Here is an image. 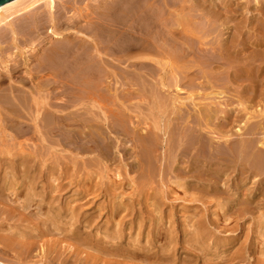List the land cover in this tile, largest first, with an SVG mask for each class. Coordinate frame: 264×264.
Instances as JSON below:
<instances>
[{
	"label": "bare ground",
	"instance_id": "obj_1",
	"mask_svg": "<svg viewBox=\"0 0 264 264\" xmlns=\"http://www.w3.org/2000/svg\"><path fill=\"white\" fill-rule=\"evenodd\" d=\"M58 1L62 2L64 0H13L0 7V56L1 58L4 56H11V58L6 61V63H10V65L7 64L6 67L4 66V72L2 70V72H0V136L4 141L9 139V142H14L15 145L18 147L20 146V148H22L21 144H23V142L21 143V139L25 138L24 143L28 144L26 140H32L34 135L35 137L39 136V139L37 138L35 141H37V148H41V151L37 150L36 152L34 151L35 153H31L29 150H33L32 146L31 149L28 150L31 154H28L26 153L28 151L25 152V144L23 147L25 150L22 148L23 150L21 149V151L17 153V151L20 150L18 149L15 151L17 154L11 149V152H14L15 155L10 154L11 152H7L6 156H11V158H9L11 164L6 165L5 159L1 161L0 264H139L140 262L143 264H200V262H203V264H229L241 260V258L244 257V249L243 247L235 248L236 243L241 238L240 234L234 236V238H231L229 241L224 239V243L215 241L216 246H212L209 243L210 239L208 238L206 230L207 226L206 228L204 227V222L199 221L196 224L191 223V217H187V226L195 229L189 232L184 231L186 237L183 242H179V234L181 231L178 229L176 223L177 214L165 216L163 208H161L157 202L153 204L154 210L153 213L150 214L148 208V211L145 208H141L142 206L137 209L136 203L138 201L135 202L133 199L132 203L119 201V197L121 196L119 190L124 189L123 185H118L116 183L110 185L106 183L108 185L100 187V189L97 187H89L88 183L93 180V175L87 172L92 166V162H88L84 160V158V162H82V172L77 169L76 160L74 161L75 168L73 172H70V170L66 168L67 166H64V161L62 162L61 157L58 158L57 153L55 162L50 159L52 157L54 159L53 153L51 154L52 157H49V152L57 150V148L61 146H66L83 155L93 154V156L95 155L101 158L103 161H106V163L110 162L112 164L115 162L117 155L121 154L125 159H133V162L131 161V163L128 164L129 170L138 171L141 178L145 172L151 174L150 179H155L157 175L163 177L164 170L161 168L163 159H161L158 153L160 151L158 147L162 145V141H159L157 136H159L160 132L165 136L168 133H172L174 131L173 129L176 131L177 128H175L176 126L173 128L174 125H172V127L171 125H167L166 129L162 131L160 127L156 126L155 128L159 133H155V136L152 135L155 138L153 139L151 136L152 132L149 135L141 131L140 126L141 123L144 122L141 121L140 123L137 121V123H135L136 121H133V119L128 116L129 112L131 111L133 113L134 110H130L131 105H126V102H130L132 99L135 100V98L139 99L140 110H142L141 105H143V102H152L151 107H154V110H157L158 113L160 108H164L169 102L167 97L170 94L166 97L165 88L170 91V89L175 87L173 86L174 84H172L174 80H176V78L174 79L175 76H173L174 80L169 79V82L167 80V83H165V81L161 83L162 87L156 86L153 83L151 84V81L149 80L150 82H148V78L144 76V70H149L152 66L150 65V67L146 69L147 67L145 64L147 63H144V59L146 61L150 59L148 65L153 61L154 63L160 64L162 60L159 57L161 56L163 59L169 60L167 63L169 67L173 61L177 63L183 62L184 65L181 67V64L180 68L183 70L185 76L183 78L181 77L183 81L179 79L181 81L180 85L185 80L187 82L188 78H192L191 81L193 82V86L189 84L188 88L187 85L185 87L187 89L190 88L189 86L196 88L194 86L197 85L194 84L196 80L194 81L195 78L192 77V74L196 71L195 68L202 67L203 65H201L202 61L199 64V62H196L197 60L195 63H191L192 61L189 58L193 55L192 51L196 50L192 47L197 46L196 48L200 49L198 46L201 47L202 44L207 45V43H196V45L193 42L194 39L192 40L190 38L191 36H196L199 32L196 33V31H192L189 24L191 21L188 23L187 21L189 19L182 16L185 9L183 7L178 8L176 5H171L170 3L172 0L171 2L168 1L166 4L165 1H162L166 8L163 7L161 0H108V2H106L107 4L104 3L106 0H103V12L100 14L101 9L96 10L97 13L95 14L98 15L99 13V15L94 17L95 20L90 15L93 20L91 19L90 21V17L88 18L90 27L86 28V26H84L87 29L84 30L78 25V22H81L82 19L77 21V18L86 16V11L84 15V10L87 9L83 10V8L79 6L83 10V14L81 13V15L79 12H76L80 10H76L75 13L73 12L74 9L72 7L74 6L70 5L72 1L68 0L71 3L66 2L69 7L68 5H60ZM173 1V3L177 2L175 0ZM184 2L186 3V0ZM74 3L73 5H75ZM99 7H102V5ZM163 8L165 9L163 10ZM94 10L95 9H93V11ZM190 11L191 10H189V12ZM89 14L90 13L87 11V15ZM189 14L191 15V13H188V15ZM175 15L176 23H172L173 21L170 22L172 16L175 17ZM164 16L170 17L171 20L169 21L167 18H164ZM192 16L189 17L192 18ZM186 22L189 24L190 29ZM88 23L89 22L85 24ZM192 43L194 44L193 46H191ZM41 45L45 46L43 52L41 53L39 50L38 53L35 52L36 54H34L32 51H35V47H42ZM238 45L236 41L229 44L224 42V44L219 45V49L221 47L220 50H224V58L227 57L226 61L228 64L225 65H228L229 68H236L240 78L239 80L244 79L246 80L245 82L252 84L250 88L256 93V91L258 92L257 89L259 85H261L260 83L264 81V76H262V71L258 70L259 73L254 71L257 58L252 59L250 62H243L241 59H238ZM22 46L23 49L20 50ZM207 48L209 49V47ZM17 50L19 52H16ZM28 53H31V56L30 54L28 55ZM156 55H159L157 58L160 60L154 57ZM19 57L21 60H18ZM32 58L36 59L37 63L33 62L36 63V65L31 68L30 64L32 63ZM114 61L119 63L116 64V66L123 65L118 67L124 68H120V70L115 68V65H113ZM127 61L131 62L129 63V68L133 67L134 71H136L134 74H131L128 69H126L128 68ZM218 61L220 60L218 59ZM12 62L15 63V65L11 64ZM209 62H204V65L205 63L208 65ZM11 65H14V68H9ZM177 67L179 68V66ZM20 68H25V74L28 76V80L35 82L36 94H38L36 97H34L35 95H33L32 91L23 90L24 88L22 86L27 84H24L27 79L25 78L26 75L22 77L21 80L18 79L15 81L16 79H13L14 71ZM168 71L172 73L173 69L172 71H170V69ZM148 72H152V70ZM153 72H158V70ZM164 72L166 73V71ZM190 73H192L191 77H187L190 76ZM153 74L152 76H148L156 79L160 72L154 74L157 75L155 77H153ZM166 74H168V72ZM193 76H195V74H193ZM261 77L263 78L262 80ZM110 79H113L115 85L119 86L117 90L114 91V94L111 93L112 90L109 88L112 82ZM156 80L157 84H159V79ZM170 80H173V82L171 83ZM7 82L8 85H5ZM176 82L178 81H175V85L178 84ZM188 83H190V81H188ZM73 84L80 85V87L76 86V88H81V90L78 88L76 93L79 94L81 91L86 101L95 100L94 102L99 103L101 106L103 103L109 102V105L111 103L110 108L108 104H105L106 107H108L107 112H103L105 116L101 115L102 117L95 122H93V120L91 121L88 115L89 118L86 117V119L81 118V115L78 117L77 115L81 112H77L79 114L73 113V115H70L71 117H65L63 115L62 119L57 117L55 113H63L64 111H57L60 107L56 105L58 109L52 112L50 108L54 107H52V105L48 106L50 103H48V97H58L63 92H61V90L65 89H68V92H70L69 88H65V86H71ZM18 85H21L23 89L18 88ZM182 85L185 84L182 83ZM29 86L30 84L28 87ZM60 86L63 88L61 90L59 89L61 92L60 94L59 92L51 93L55 92L54 89L56 90ZM111 86L113 87V85ZM31 88L33 89L34 87L32 86ZM113 88H115V86ZM72 90L70 94H66L70 96ZM65 92L67 91L63 93ZM225 93V90L224 92L210 91V93L206 91V94H203L204 96L198 99L202 101L203 98L204 102V100H210L211 96H213V98H222ZM172 94H174V92ZM72 95L75 96V93ZM225 95L227 96V94ZM247 95H249V93ZM69 98L70 97H68V99L66 98V101L69 100ZM78 98L75 100L77 101ZM166 98L168 101L165 100ZM60 99L62 100V98ZM239 100H241V97ZM70 101L71 100H69V102ZM137 101L135 102L137 103ZM192 102H194V100ZM187 103H189V100ZM170 104L173 107L175 106L174 103ZM186 104L184 103L185 106ZM213 104H215L214 101ZM71 105L70 107H72ZM74 106L72 108H74ZM62 107L63 106H61V108ZM208 107L209 108L204 107L202 109L199 106V114L196 116L197 121L195 122L193 120V127L189 125L192 123L190 121L192 119L191 116V119H189V117L186 118V116H184L186 118L184 119V117L181 116V121H183L181 126L185 125L184 123L188 125L185 129L183 128L184 130H181L182 132L179 131L180 127H178V132L181 133L179 142L175 140L178 144L177 146L175 144V146L178 147V152L173 156L171 155L172 152L169 154L172 156V163L170 166L171 173L180 171L183 174H188L195 170L192 178L200 182L203 186L206 181H212L213 184L214 182L220 183L218 177H220L221 174H224V179H229V177L235 173L238 176V181L236 180L237 187L233 186L236 187L235 189H239L240 195L237 193L229 198L231 205L228 207V212L237 211L239 215L244 217L251 216L255 214L257 209L264 208V142H259L256 138L257 131L264 127H259V130L249 127L248 129L251 130H248V132L246 128L245 131L249 137L238 136V138H234L230 133L231 130L229 132V128L227 129V125H231L234 114H236V119H240L244 113L241 114V111L237 112L235 110H230L225 113L224 119L226 122L225 120V123L222 122L224 123V125L222 124V129L224 128V141L222 142L224 144V153L221 154L222 157H219V154L215 155L216 149L219 148H215L216 145L214 146V142L212 140L210 143H207L208 140L205 142L206 134H208L206 130L208 129V125H211L210 120L213 118V107H211V105ZM88 110L91 111L90 109ZM143 110H145V108ZM94 111L92 112L94 113ZM181 112L182 111H180V113ZM136 113L138 115V112ZM140 113H142V111H140ZM94 114L95 116L98 115L96 111ZM175 114L177 115L178 113L175 112L174 115ZM185 114L186 112L183 115ZM251 116L252 118L254 117L253 114ZM260 116L264 117V113H261ZM246 117L247 121H245V126L250 122L249 117ZM176 119L177 118H175V120ZM178 121L180 122V117ZM171 123L172 122H170V124ZM172 124H174V122ZM255 127L256 125H254V128ZM171 128H173L172 132L169 131ZM61 132H65V134L68 133L69 135L66 143H63V141H61L62 138H60L61 136H58ZM112 133L115 137L111 136ZM172 135L174 136V134ZM176 136H178V133ZM176 136H174L173 139H177L178 137ZM32 141L34 142V140ZM14 143H12V145ZM174 143L172 142L171 144ZM220 144L221 143L217 144V147ZM223 144H221V146ZM3 145H1V148ZM166 145L168 144L166 143ZM9 148L10 145L8 149ZM137 149L140 150V153ZM203 150L206 152L205 154L202 153ZM199 152L204 156H199ZM216 152L219 153L218 151ZM3 154L6 153L0 152V159ZM181 155L189 159L191 163L189 166H186L185 170L180 169L179 158ZM76 156L78 157V155ZM76 156L74 157L76 158ZM64 157L67 158V156ZM84 157L86 158V156ZM69 162H71V160ZM221 163H223L224 168L221 166L223 169L221 172L217 173L218 170L216 166ZM159 164L161 166H159ZM213 166H215V169H213ZM92 167L95 169L96 166L94 165ZM109 175L111 176V174ZM147 175H144L146 179ZM178 176L180 175L178 174ZM137 178L140 179V177ZM136 179L135 182H137ZM150 179L140 182L141 185H143V189L146 185L150 186L155 183L156 179L155 181H151ZM163 179L160 180L159 178V181L161 182ZM251 184L254 186L256 184V186L252 187V189L250 187ZM139 185L138 183L137 186ZM72 186L77 187L75 188L76 191L70 195L71 197H68L70 187ZM220 186L222 189V184H220ZM141 192H139L138 189L139 194L134 193V197H141ZM102 196H105L107 200L102 205H98L96 199ZM124 213L131 215L128 221L125 220L126 216L123 215ZM183 225L185 226V224ZM256 227V244H252L251 248H249L250 252L248 253L260 255L259 263L264 264V239L262 240V238H264V215L260 218ZM146 231L148 232L146 233ZM212 237L213 236L210 238ZM218 250H222L221 253H219L220 251L218 252ZM229 252H232V254L228 255ZM222 253H224V255H222Z\"/></svg>",
	"mask_w": 264,
	"mask_h": 264
},
{
	"label": "rangeland",
	"instance_id": "obj_2",
	"mask_svg": "<svg viewBox=\"0 0 264 264\" xmlns=\"http://www.w3.org/2000/svg\"><path fill=\"white\" fill-rule=\"evenodd\" d=\"M70 1H72V4H70V5L76 7V8L72 7L74 9V11H73L74 13H75L76 10H80V11H76V12H79L81 14L84 9H87V10H84V15H85V11H86V16H87V19H86V16L83 17L84 20L86 19L85 22H84L82 17L81 18H77V21H79V19L80 20L82 19L81 22L80 21L78 22V25L84 30H87L86 28L90 27V21L92 19L91 17L94 18V17H97L99 15V13H98V15L95 14V13H97L96 10H100L101 9V12L98 11L101 14L103 12L104 3L108 2V0H106L105 2L103 0H93V1L92 0H85V1L84 0H77V2H76V0H70ZM70 1H68V0L65 1L64 0V1H62L63 3L60 2V1H58V3L60 2V5L67 6L68 4H66V2L71 3ZM162 1H165V4L168 3V1L171 2V0H167V1L166 0H161V2ZM175 1H177L178 4H177V2L173 3L174 2L173 0H172L171 3L170 2L169 3L171 5L178 6V8H182L183 7L185 10L182 13V16H185L187 19H189L187 21L188 23L191 21L189 24H190V27H191L192 31L194 30V31H196V33L199 32V33H197L196 36L194 35L193 37L192 36L190 37L192 40L194 39L193 40L194 44H196V43L197 44H199V43L201 44L202 42L207 43V45L206 44L205 45L202 44L201 47L198 46L200 49H197L196 48L197 46L192 47V48H195L196 50L192 51L193 55H191V58H189L192 61V62L190 61L191 63H195V61L197 60L196 62H199V64H200V62L202 61L201 65H203V66L195 68L196 71L195 72L193 71L194 73L192 72L193 74H195V76H193L192 73H190V76H187V77H191V74H192V77L195 78L194 81L196 80V82L194 84H197V85H194V86L196 88H198V89L192 87L193 86L192 85L193 82L191 81L192 78H188L189 80L187 79V82H186V80H185L186 77H185L184 78L185 81L182 82L185 85H182V83L180 85V82L183 81V79H181V77L183 78L185 76L184 73H183V70L180 68L181 64H182L181 67H183V65H184L183 62L177 63V62H174V61L173 62L170 61L172 64L169 67V65L167 64L168 61H169L168 59H165V58L163 59L161 56L159 57V55H156L154 57L157 60H160V59L162 60L160 64H157V63H154V61L153 62L151 61L152 63L148 65V63H150V59H147V61L145 59L143 60L144 63H147V64H145L146 67H147L146 69H148V67H150V65L152 66V67H150L151 69L144 70V76H146V78H148V82L151 81V84L153 83V84H155L156 86H159V87H162L161 83H163L164 81H165V83H167L166 82L167 80L169 82V79H173V76H175L174 79L176 78V80L173 79L174 82H173V80L172 81L170 80L171 83L173 82L172 84H174L173 86H175V87L170 89V91H168V89L165 88L166 97H167V95L170 94L169 95L170 97L168 96L167 98L169 99V102L171 100L170 103H174L175 106L173 107L169 102L167 103L168 99L166 98L165 100H167L166 103H167L168 106L165 105L164 108L163 107H162V109L160 108V111L158 113L157 110H154V107L153 108L151 107V105H152L151 103L152 102H149V101L148 102L146 101L145 103L143 102L144 107H143V105H141L142 106L141 107L142 110L139 109L140 108L139 99H136V98H135V100L132 99L130 101L131 103L129 101L126 102V105H128V106L131 105V109L130 110H134L133 113L130 111L128 116L130 118H132L133 121L135 120L136 121L135 123H137V121L140 122V123H141V121L144 122V123H141V126H140L141 131L144 134L148 133L150 135V133L152 132L151 136L152 135L155 136L154 135L155 133H159V131L156 130V128H155L156 126L160 127L162 129V131H164L166 129L167 125H171V127H172V125H174L173 128L175 126H176L175 128H177L176 131L178 133V136H176L177 133H176L175 129H173V128H171L169 131L172 132V129H173L175 132L173 131L172 133H168L165 136H163L164 134L162 132H160L159 136H157L158 140L162 141V145H160V147H158V149L160 148L159 149L160 151L158 150L159 151L158 153L161 156V159H163V162L161 160V162H162V167L161 168L164 170L163 171V177H160V175H157L156 178H155L156 179V181H155L154 178L150 179L151 178V174H149V172L148 173L145 172L144 173L145 176L147 174L149 175V176L147 175V179L148 180L150 179L151 181H155V183L150 185V186L146 185L144 187V189H145L144 190L143 189V185H141V183H140L145 178L144 175L141 178V175H140V173L138 171H135V170L130 171L128 164L131 163V161L133 162V159H131V160L125 159V158L122 157L121 154L117 155L116 160H115V162L113 164L110 163V162H107L108 163L107 164L106 161H103L101 158L96 157L95 155L93 156V154L83 155L81 153H78L77 151H73L72 149H70V148H68L66 146H61V147H58L57 150H52L51 152H49V154H50L49 157L53 153L52 155L54 156V159H53L52 156H51L52 158H50V159L55 162L56 158H57V154H58V158L61 157L62 162L64 161L63 162L64 166L66 165L67 166L66 168L68 170H70V172H73V170L75 168V162L77 163V166H78L77 169L82 172V169H83V165H82L83 163L82 162H84L83 161V158H84V160H87L88 162H92V166L95 165L97 167V168L95 167V169H94L91 166L90 169H89L90 171L88 170V172H87L88 174L93 175V180L90 183H88L89 187H93V188L97 187L98 189H100V187H104L105 185H108V184L111 185L112 183H116L118 185H123L124 189L123 190H119V192H121V196L119 197V201H124L126 203H132L133 200H135V202L138 201L136 203L137 209H139L141 206H142L141 208H145L146 210L148 208V210L150 211V214L153 213V210H154L153 204L157 202L158 205H160V207L163 208V210H164L163 212H165L164 213L165 216H171L173 214H175V215L177 214L176 215V217H177L176 223L178 225L177 226L178 229L181 231L180 234H179V238H180L179 242H183L185 237H186L185 236L186 233H184V231L185 232H189L192 229H195V228H189L187 226V223H186L187 217H191V223H195L196 224L199 221H203L204 222V227L206 228V226H207L206 230H207V233H208V238L210 239L209 243L212 246H216V242L215 241H218V242L220 241V242L224 243V239L229 241V240H231V238L233 239L234 236H237V235L240 234L241 238L236 243L235 248L243 247V249H244V257H242L241 260H237V261L229 263V264H260L259 263V258H260L259 256L260 255H256V254L248 253V252H250L249 248H251L252 244H254L256 242V239H257V233H256V228L257 227L256 226H257L258 222L260 221V218L264 215V208L257 209L255 211V214H253L251 216H246V217H244L242 215H239V213L237 211H235V212L229 211L230 213L228 212V207L231 205V203H230L231 201H230L229 198L231 196H234L237 193H238V195H240L239 189L238 190L235 189L237 187L236 183L238 181V176L235 173H233L229 177V179L226 178L228 180L227 181L226 179H224L225 178L224 174H221L220 177H218V181H220V183L219 182H217V183L214 182V184H213L212 181L211 182L206 181L207 183L204 182V186H203V185H201L200 182H198V181L194 180V178H192V175L195 173L194 172L195 170H193L192 172H190L188 174H183L180 171L171 173V167L170 166H171V163H172L171 162V160H172L171 157L178 152V147H176L178 144L176 143V141L179 142V136L181 134L180 132H178V127H180L179 131H181V130H184L186 128V126L188 125L187 123H184L185 125L181 126V124L183 123V121H181V118L184 117V116H186V118L189 117V119L192 118L190 120L192 123H190L189 125L191 127H193L194 126L193 125L194 121L195 122L197 121L196 116L199 114V106L202 109L204 107L209 108L208 107L209 105H211V107H213V109L211 108L213 110V113H212V115H213L212 117L213 118H212V120H210L211 125L209 124L208 127H207L208 129L206 130V132L208 134H206L205 142L207 140H208L207 143H210L211 140L214 142V146L216 145L215 148H219L220 149V150L216 149V151H218L219 153H217L215 151V155L219 154L218 155L219 157H222L221 154L224 153V149H223L224 148V144L222 143L224 141V128L222 129V127H223L224 123L226 122V120L224 119L225 118L224 117L225 113L229 112L230 110L231 111L235 110L237 112L241 111L242 112L241 114L244 113V115H242L240 117V119H236L237 118V117H235L236 114H234V118L231 120V125L230 124L227 125L228 126L227 129L229 128L228 129L229 132L231 130L230 133L234 136V138H238V136H240V137L241 136L242 137H249L247 135L249 127H251V129H258L259 127H262V126L264 127V117L260 116L261 113L262 114L264 113L263 112L264 111V81H262L260 83L261 85H259V87L257 89L258 92L256 91V93H254L253 89L250 88L252 86V84H250L248 82H245L246 80H244V79L243 80H239L240 78H239L238 71L236 70V68H232V67L229 68L228 65H225V64H228V62L226 61L227 57L224 58V50H220L221 47L219 49V45L220 44H224V42L229 44V43H231L233 41L234 42L236 41V43L239 44L238 48H237V49H239V52H238L239 55L237 54L238 55L237 56L238 59H241L243 62H246V61L250 62L252 59H256L257 58V62L255 64L256 68L254 69V71L256 73H259L258 70L262 71V76H264L263 75L264 74V50H263L264 49V42H262V41H264V0H186V3L184 2L185 0H183V1L182 0H180V1L179 0H175ZM73 3L75 5H73ZM76 3H79V4H76ZM163 3L164 2H162V5H163ZM182 3H185V4H182ZM85 4H87V5H85ZM98 4L102 5V7H99L100 5H98ZM165 4L163 5V7H165ZM180 4H181V7H180ZM182 5H184V6H182ZM187 5H188V7H187ZM71 6H70V8H71ZM79 6L82 7L83 10ZM68 7H69V5H68ZM98 7H99V9H98ZM90 8H91V10H90ZM165 8H163V10ZM93 9H95L94 10L95 12L93 11ZM189 10H191V11L189 12ZM87 11H88V13H90L89 15H87ZM185 11L188 12V13H191V15L190 14L188 15V13H186ZM73 12H72V14H73ZM165 12H167V11H165ZM90 15H91V17H90ZM168 16H170V15H168ZM168 16L167 17L164 16V18H167L170 21L171 19ZM189 16L190 17L192 16V18H190ZM89 17H90V21L88 20ZM175 18H176V15H175V17L172 16V20L170 22L173 21L172 23H176V19ZM94 20H95V18H94ZM86 21L89 22L88 23L89 25L85 24V23H87ZM194 21H195V23H194ZM192 22L194 23L195 27L193 26ZM188 23H187V25L189 27ZM196 25H197V27H196ZM84 26H86V28ZM190 27H189V29H190ZM194 28L198 29L199 31L195 30ZM213 28H214L215 31L213 30ZM200 30H201V32H200ZM194 44L192 43L191 46H193ZM244 45H246V46H244ZM44 47H45L44 45L42 47L37 46V47H35V51L33 50L32 52L34 54H36L35 52L38 53V51L40 50L41 53H42L43 50H44L43 49ZM207 47H209V49ZM22 49H23V46L20 47V50H22ZM205 49H207V50H205ZM199 50H201V51H199ZM16 52H19V51L17 50ZM198 52H199V54H198ZM29 54L31 56V53H28V55ZM197 54H198V56H197ZM194 55H196V56H194ZM200 55H201V57H200ZM204 55H205V57H204ZM157 57H159L160 59L157 58ZM9 58H11V56H4L2 58L0 56V63H1L0 64V72H2V71L4 72V68L6 67L7 64L10 65V63H6V61ZM203 58H205L206 61ZM218 59L220 61H218ZM18 60H21L20 57L18 58ZM33 62H36V59H33L32 63L29 62V63H31L30 64L31 68L35 67V65L37 63V62L36 63H33ZM114 62H115V64H114ZM114 62H113V65H115L114 66L115 68H118L119 70H120V68H124V67H118V66H123V65H117L116 66V64H119V63H117V61H114ZM137 62H139V61H137ZM204 62H207V63L209 62L210 65L209 64L207 65V63H205V65H206V67H205ZM4 63H5V65H4ZM127 63H128V68H126V69H128V71L131 74H134V72H136V71H134V68L133 67L129 68V65H130L129 63H131V62L127 61ZM11 64L15 65V63H13V62ZM33 64H34V66H33ZM260 64H262V65H260ZM259 65L262 66L263 68L260 67ZM13 66L11 65V66H9V68H14ZM177 66H179L180 69ZM156 68H157L158 72L154 73L153 71H157ZM164 68H165V70H164ZM171 68L173 69V71H172ZM260 68H261V70H260ZM169 69H170V71H172V73L168 71ZM151 70H152V72L154 74L159 73V72H160V74H158V76H157V75H154L152 72H148V71H151ZM161 71H162V73H161ZM164 71H166V73L168 72V74H166ZM25 72H26L25 68L17 69V71L15 70L14 74H13V79H16L15 81H17L18 79L21 80L22 77H25V75H26ZM149 73H152L153 77L157 76L156 79H159L158 80L159 84H157V80L156 79L151 78L152 74H149ZM148 75H151V76H148ZM176 75H180V76H176ZM170 77H172V78H170ZM25 78H27V79L24 82V84L25 83H27V84L22 86L24 89L21 87V85H18V88H21L23 90H30V91L33 92V95H35L34 97H36V95H38V94H36L37 91H36V88H35V85H34L35 82L29 81L27 75H26ZM234 79H235V81H234ZM262 79L263 78L261 77V80ZM110 80H112V82L114 84L110 81L111 84H110L109 88H110V90H112L111 93L114 94V91L117 90V87H119V86L115 85V81H113V79H110ZM175 81H178V82H176V83H178L177 84L178 87H177V85H175ZM188 81H190V83H188ZM29 84H30V86L28 87ZM189 84H191L192 86H189L190 88L187 89ZM5 85H8V82ZM111 85H113V87L115 86V88H113ZM186 85H187V88L185 87ZM32 86L34 87L33 89L31 88ZM76 86L80 87L79 84L78 85L73 84L71 86H65V88H69L70 92H71V90L73 88H75V89L72 90V94L75 93V96L72 95V94L69 96L68 94H70V92H68V89L67 90L66 89L65 90H61V89H63L61 86H60L61 88L59 87L56 90L54 89L55 92H51V93H58L59 92V94H60L62 91L63 92L67 91V92H65V93L62 92L63 94L61 93L58 97H54V96L53 97H48V103L50 102L48 106L52 105V107H54V108H50V109H52L51 111L54 112V111H56L58 109V107H60L57 111L61 110V111H64L65 113L63 112V113H55V114H56L57 117H60L61 119L63 118V115L65 117H68L70 115H73V113L74 114H79L81 112L79 115H77L78 117L81 115L80 116L81 118H85L86 119V117L89 116L91 121L93 120V122L98 121L100 119V117L105 116V114L103 112H107V110H108V107H106V105L108 104V106L110 108L111 107V103H110V105H109V102L108 103H103L102 106H104V107H102L101 105H99V103L94 102L95 100H89V102H88V100L86 101V98H84L83 95L81 94V91H80L81 88H79V87L76 88ZM182 86H184V87H182ZM71 87H73V88H71ZM78 88L80 89L79 90L80 92L78 91L79 94L76 93ZM203 88H205V89H203ZM59 89L61 90V92H60ZM173 89H174V91H173ZM165 90H164V92H165ZM193 90H194V92H193ZM224 90L226 91L225 94H227V96L224 94V96H222V98L221 97L220 98L219 97H216V98L214 97L213 98V96H211L210 97L211 101L208 99V100H204V102H203V98H202V101L198 99L199 97H203L204 96L203 94H206V91H207V93H210V91L211 92H221V91L224 92ZM202 91H203V93H202ZM171 92L172 93L174 92V94H172ZM198 92H200V93H198ZM262 92H263V94H262ZM66 93H68V94H66ZM248 93H249V95H247ZM252 93H253V95H252ZM76 94H77V96H76ZM192 94H193V96H192ZM256 94H257V96H256ZM80 95L82 96V99H81ZM64 97H66L67 99H68V97H70L69 100H71V101L69 102V100H67L68 101L67 102L66 98H64ZM72 97H73V100H72ZM78 97H80V98H78ZM240 97H241V100H239ZM262 97H263V99H262ZM60 98H62V100ZM76 98H78L79 101L78 100L76 101L75 100ZM184 98H186V99H184ZM63 99H65V100H63ZM80 99H81V101H80ZM74 100H75V106H74ZM186 100L187 101L189 100V103H187ZM193 100H194V102H192ZM65 101H66V103H65ZM135 101H137V103ZM213 101H214L215 104H213ZM53 102L56 103V104H54ZM69 103H71L72 105L69 104ZM83 103H84V105H83ZM86 103H88V104H86ZM184 103L185 104L187 103L186 106L184 105ZM194 103H196V104H194ZM70 105L72 107L74 106V108L70 107ZM136 105H138V106H136ZM61 106H63L62 108H64V106H65L66 109L65 108L62 109ZM128 106H127V108L129 109ZM96 107H98V108H96ZM101 108H102V110H101ZM104 108L105 109L107 108V109L105 110ZM144 108H145V110H143ZM88 109H90L91 111H89ZM93 109L98 114V115L96 114L97 116H95V114H94L95 111ZM135 110H136V112H138V115L135 112ZM92 111H94V113ZM140 111H142V113H140ZM180 111H182V112L180 113ZM248 111H250V112H248ZM77 112H79V113H77ZM175 112L178 113L177 115L175 114L176 116L174 115ZM183 112L184 113L186 112V114L183 115L184 114ZM252 114L254 116L253 118L251 116ZM90 115H92L93 117L90 116ZM245 115L249 117V121L250 122L249 121L248 122L251 125L248 124L247 126H245L246 125L245 121H247V117ZM139 116H140V118H139ZM177 116L180 117V122L181 123L178 121L179 117H177ZM190 116H191V118H190ZM96 118H98V119H96ZM159 118H160V120H159ZM169 118L170 119L174 118L173 120H175V118H177V119L175 121H173V120L168 121V120H170ZM186 118L184 117V119H186ZM29 119H31V118H29ZM26 120H28V119H26ZM224 120H225V122H224ZM170 122H172V123L174 122V124H172V123L170 124ZM222 122H224V123H222ZM177 125H180V126H177ZM254 125H256L257 128L256 127L254 128ZM245 129H246L247 132L245 131ZM8 133L11 134L10 132H8ZM172 134H174V136H176L178 138L177 139L176 138L173 139L174 136ZM58 136H61L60 138H62L61 141H63V143H66L68 141V138H69L68 133L65 134V132H61V133L58 134ZM111 136L115 137V135L113 133H112ZM153 136H152V138L155 139ZM26 137H28V136H26ZM37 138L39 139V136L35 137V135H34L33 138H32V140H34V142L32 140H26V142H28V144L24 143V141H25L24 139L25 138L21 139L22 140L21 143L23 142V144H24L23 145V144L20 143L21 147L23 148L25 146V144H26V147H24V148H26V150L23 148L25 150V152L28 151L29 149H31L32 146H33L32 147L33 150H29L31 153H33L34 151L36 152L37 150L41 151V148L39 149L36 146L37 141H35V139L37 140ZM57 138H59V137H57ZM63 138H65V139H63ZM256 138L258 139L257 141L264 142V128L260 129L259 131H257ZM7 141L9 142L10 140L7 139L6 141H4V139H2V137L0 136V143H1V145L4 144L3 145L4 149H3V146L1 148V145H0V152H2V153L5 152L6 153V154H3V156H1L0 164H2L1 161H3V159H5L6 160L5 164L9 165V164H11L9 162V160H10L9 158H11V156L10 155H9L10 157L6 156L7 152H11V149L14 152L17 151L18 149H20V150L17 151V153H18V152L21 151L22 148H20V146L18 147L17 145H15V143L12 142V141L9 142V143ZM218 141H219V143H221L223 145L221 146V144H220L217 147V144H219ZM172 142L173 143L175 142V143L171 144ZM12 143H14V144L12 145ZM31 143H32V145H31ZM166 143L168 145H166ZM8 144L10 145V148H9L10 150L8 149V147H9ZM175 144H176V146H175ZM170 145H171V147H170ZM174 146H175V148H174ZM219 146H221V147H219ZM35 148H36V150H35ZM62 148H63V150H62ZM173 148L176 149V150H174ZM139 149H137V151H139V153H140ZM169 150H172V151H169ZM29 151L26 152V153L31 154ZM14 152H11L10 154H12V155L14 154L15 155L16 152L15 153ZM171 152H172V154H171L172 156L169 155ZM76 153H78V154H76ZM202 153L205 154L206 152L203 150ZM202 153L199 152L198 155L199 156L200 155L204 156ZM95 154H97V153H95ZM76 155H78V157ZM64 156H67L68 160L69 161L71 160V162H69L67 160V158L64 157ZM74 156H76V158ZM84 156H86V158ZM195 156H196V154H195ZM72 159H74V160H72ZM179 159H180V164L179 165H180V169L181 170H185L186 166H189L191 164L190 160L187 159V158L182 157V155L180 156ZM104 162H105V165H104ZM193 163H194V161H193ZM69 165H71V166H69ZM79 165H80V167L82 165V167L80 168ZM106 165L108 166V168H107ZM159 166H161V165L159 164ZM221 166L223 167V163H221L220 165L218 164L216 166V169L218 170L217 173L221 172V170L224 168V167L222 168ZM213 169H215V166H213ZM123 173H124V175H123ZM109 174H111V176ZM178 174L180 176H178ZM137 177H140V179L137 178ZM159 178H160V180L163 179V178L164 179L160 182ZM135 179L140 184L139 186H137L138 183L135 182ZM147 179L145 178L143 181H146ZM106 183H108V184H106ZM199 184H200V186H199ZM208 184H210V185H208ZM220 184H222V189H221ZM226 184H227L228 187L226 186ZM229 184H231V185H229ZM183 185H184V187H183ZM218 185H219V187H218ZM233 185L236 186V187H234ZM252 185L253 184L250 185L251 188L256 186V184H255V186L254 185L252 186ZM140 186H141V188H140ZM154 186H155V188H154ZM75 188H77V187L76 186L70 187V192L68 194V197H71L70 195H72L73 192L76 191ZM136 188L139 189V192L142 191L140 193V194H142L141 197H138V198L134 197V193H138V189H136ZM228 188H229V190H228ZM140 189H142V190H140ZM213 189H215V190H213ZM207 194H208V196H207ZM122 197H123V199H122ZM166 197H168V198H166ZM204 198H205V200H204ZM225 199H227V200H225ZM106 200H107V198L105 196H102L101 198L99 197V198L96 199V201H97L96 203L98 205H102L103 203L106 202ZM203 202H204V204H203ZM206 204H207V206H206ZM173 211H174V213H173ZM227 213H229V214H227ZM123 215L126 216V219H125L126 221H128L129 218L131 217V215L128 214V213H124ZM104 221H105V219H104ZM206 223H208V224H206ZM183 224H185V226ZM147 232L148 231H146V233ZM253 234H255V235H253ZM211 236H213V237L210 238ZM263 239L264 238H262V240ZM221 251L222 250H218L219 253H221ZM231 254H232V252L228 253V255H231ZM222 255H224V253H222ZM115 261H117V260H115ZM121 261H123V260H121ZM139 264H143V263L140 262ZM200 264H203V262H200Z\"/></svg>",
	"mask_w": 264,
	"mask_h": 264
},
{
	"label": "water",
	"instance_id": "obj_3",
	"mask_svg": "<svg viewBox=\"0 0 264 264\" xmlns=\"http://www.w3.org/2000/svg\"><path fill=\"white\" fill-rule=\"evenodd\" d=\"M13 0H0V7L12 2Z\"/></svg>",
	"mask_w": 264,
	"mask_h": 264
}]
</instances>
